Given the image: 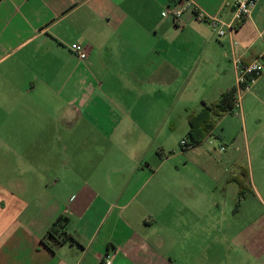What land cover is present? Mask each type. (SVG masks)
<instances>
[{
    "label": "crops",
    "instance_id": "obj_1",
    "mask_svg": "<svg viewBox=\"0 0 264 264\" xmlns=\"http://www.w3.org/2000/svg\"><path fill=\"white\" fill-rule=\"evenodd\" d=\"M174 1L0 0V138L20 158L13 174L0 172V264H102L107 254L112 264H198L197 211L176 197L167 203V181L157 178L164 162L152 166L135 155L136 162L121 163L111 148L103 162L100 148L78 151L75 142L140 135L159 155L178 127L188 135L190 113L235 88L233 41L245 64L262 52L264 0L222 38L193 10L180 25L165 18ZM194 1L231 21L232 0ZM73 44L88 50L87 60L71 52ZM259 86L264 78L244 101ZM39 154L63 160L39 161ZM235 176L226 182L238 186ZM59 186L62 197L54 192ZM61 218L67 223L60 232L77 244L46 239ZM233 219L226 213V245L240 227ZM263 226L255 227L251 264H264ZM167 228L178 240L169 258L161 237Z\"/></svg>",
    "mask_w": 264,
    "mask_h": 264
},
{
    "label": "rangeland",
    "instance_id": "obj_2",
    "mask_svg": "<svg viewBox=\"0 0 264 264\" xmlns=\"http://www.w3.org/2000/svg\"><path fill=\"white\" fill-rule=\"evenodd\" d=\"M3 125L8 127L11 124L6 122ZM185 129L178 127L175 133L169 135L166 140L168 149L164 152L159 150V155L148 152L149 143L140 138V135H136L135 139L119 135L103 141L76 139L75 142L78 151L94 145L97 149L100 148L103 162L107 161L109 148L113 151V158L116 154L121 163L124 162L123 159L127 163L136 162L135 155L149 160L152 166L156 159L164 162L157 178L167 181L161 187V194L166 196L167 203L169 204L171 197H176L189 203L197 211L199 233L195 254L198 264H251L254 254L251 243L255 242V227L260 223L264 224V87L255 88L244 101L243 117L237 111L226 115L217 125L214 134L201 147L182 150L181 141L183 137H187L183 136L187 132ZM137 139L139 145L136 147ZM3 140L0 138V164L7 166H0V172L13 174L14 165L19 163L20 158L13 150H5ZM10 141L12 139L5 140L7 143ZM169 147H173V150ZM47 156L57 163L63 160L61 155H37L39 161ZM24 158L27 159L26 156ZM234 173L242 175L239 177L248 189L241 201L238 186L226 182V177ZM246 173L249 174L248 179L244 178ZM155 181L150 184L152 189L155 188ZM65 191L59 186L55 187L54 192L57 197H62ZM186 208L183 206L182 210ZM230 211L233 221L239 222L240 227L235 232L228 233L231 242L226 245V213ZM168 212L174 217V206H170ZM171 228L161 234L165 239L164 252L168 258L175 255L178 246L174 232L170 233ZM259 237L260 243L264 244V226ZM208 247L209 250L206 251Z\"/></svg>",
    "mask_w": 264,
    "mask_h": 264
},
{
    "label": "built area",
    "instance_id": "obj_3",
    "mask_svg": "<svg viewBox=\"0 0 264 264\" xmlns=\"http://www.w3.org/2000/svg\"><path fill=\"white\" fill-rule=\"evenodd\" d=\"M259 0H232L227 3L232 13V19L229 23L223 22L217 15H209L201 9L194 0H175L171 5L164 8L162 14L165 18H171L173 22L180 25L186 11L193 10L198 21L209 23L213 26L218 37L222 38L227 34H232L236 28L249 20L253 12L258 8ZM259 37L263 40V50L260 55L248 64L243 62V57L235 51L238 42L232 43V62L236 68V85L234 88V111L240 117H243V102L245 96L251 92L258 81L264 78V31L259 33ZM71 52L81 61L88 58V50L80 45L73 44L70 47ZM181 145H186L183 140ZM113 255L107 254L102 259V264H112Z\"/></svg>",
    "mask_w": 264,
    "mask_h": 264
},
{
    "label": "trees",
    "instance_id": "obj_4",
    "mask_svg": "<svg viewBox=\"0 0 264 264\" xmlns=\"http://www.w3.org/2000/svg\"><path fill=\"white\" fill-rule=\"evenodd\" d=\"M234 89L230 92L224 93L218 102L210 105L205 104L204 109L198 113H190L189 125L190 131L187 137L184 139L186 145L181 148L183 151L200 147L204 141L212 134L217 124L228 114L233 113L234 110ZM238 175L231 177V182H236L239 187L240 201L247 194V186L243 179H240ZM245 179L249 178V174L246 173ZM247 190V191H246ZM67 218H61L58 222L49 230L46 235V239L55 242L56 244H64L66 242L76 243V239L67 232H60L65 230Z\"/></svg>",
    "mask_w": 264,
    "mask_h": 264
}]
</instances>
